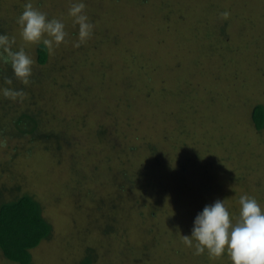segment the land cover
I'll list each match as a JSON object with an SVG mask.
<instances>
[{"label": "rangeland", "instance_id": "1", "mask_svg": "<svg viewBox=\"0 0 264 264\" xmlns=\"http://www.w3.org/2000/svg\"><path fill=\"white\" fill-rule=\"evenodd\" d=\"M27 2L0 0L4 34L34 60L21 95L0 91V99L10 118L41 110L43 131L58 135L47 142L55 154L60 146V157L48 159L29 136L0 132V187L38 198L53 222V240L35 250V261L80 264L88 245L114 256L95 264H230L226 254L194 255L181 235L216 200L233 217L244 194L264 208V128L251 122L253 108L264 107V0H82L93 34L79 48L68 14L75 0H30L68 33L43 66L38 44L23 41L16 23ZM119 172L128 173L126 182L134 175L133 199L123 188L117 200V183L93 177L123 184ZM145 191L151 194L142 197ZM150 207L164 218L148 220ZM69 215L80 237L67 226ZM126 243L132 256L122 250ZM0 264L14 263L0 252Z\"/></svg>", "mask_w": 264, "mask_h": 264}, {"label": "clouds", "instance_id": "2", "mask_svg": "<svg viewBox=\"0 0 264 264\" xmlns=\"http://www.w3.org/2000/svg\"><path fill=\"white\" fill-rule=\"evenodd\" d=\"M84 9L82 0H75L68 13L74 18V25H78V39L73 42L76 48L93 34V24L89 22ZM221 16L227 18L229 13L222 12ZM16 23L23 41L42 44L49 53L67 42L65 24L59 19H49L46 13L34 8L30 0L17 17ZM14 44V37L0 34V63L9 65L13 77L26 84L32 74L34 60L23 47L14 49ZM5 83L12 85L13 79H6ZM0 91L12 99L21 95L11 87ZM238 204L235 217L230 214L224 200L206 205L195 216L191 234L181 235L183 245L193 249L194 255L207 252L209 256L219 258L226 254L230 264H264V208L255 197L247 194L239 197Z\"/></svg>", "mask_w": 264, "mask_h": 264}, {"label": "trees", "instance_id": "3", "mask_svg": "<svg viewBox=\"0 0 264 264\" xmlns=\"http://www.w3.org/2000/svg\"><path fill=\"white\" fill-rule=\"evenodd\" d=\"M6 23H2L0 25V34H3L6 30H4L3 26ZM14 49L17 50L16 47ZM36 52V61L39 66H43L49 63V52L48 50L42 45L38 44L35 49ZM13 79V84L8 85L5 83L6 79ZM21 81L18 79H15L12 74V70L9 65L0 63V85L2 88L11 87L14 88L17 91H22L23 88L20 86ZM32 84H35L36 81H31ZM30 94H33L31 92ZM33 99V96H31ZM6 99L1 100L0 99V108L3 111L2 117H0V132L1 135L12 137L13 139H19L29 136L30 142L35 146L36 150H41L42 154H46L49 157L53 158L55 162L59 161L58 151L61 150L60 146H56V154L52 152L51 148L55 147L54 145H49L50 143L47 141H50L53 138H58L57 134L52 132H46L43 131L44 128V122L42 120V111L36 112L35 110H31L30 108H27L23 111H15L13 113L12 117H9V111L6 106H8L7 102H5ZM40 115H38V114ZM251 122L254 125V128L257 131H261L264 128V107L262 105H257L253 108L251 112ZM47 133V134H46ZM45 142L40 144L38 142ZM40 148L36 147L39 146ZM51 151V152H50ZM61 153V152H60ZM156 162H154L155 164ZM124 170V169H122ZM129 170V169H128ZM131 173V172H130ZM121 177V181L124 178V183L119 182L117 180V177L108 176V179L104 176H98L94 175V179H97L99 182H106V180H110L108 183H117L118 189L116 193L117 200L120 199V197H124L123 195V188H125L126 195H128L129 198L133 199L134 197V189L133 187L136 185V183H130L131 181H134V175L132 174L131 178H127L126 182V173L119 172ZM53 173L51 174V176ZM79 176V175H78ZM72 177H76L72 175ZM105 178V179H104ZM98 185H100V183ZM39 183V182H38ZM70 183V179L64 182V184L67 186ZM128 183V184H126ZM155 186V185H152ZM157 187V186H156ZM0 252L4 259H6L9 262H12L14 264H39L41 261V258L38 261H35L34 252L39 248L40 245H42L43 242H52V237L54 236L53 231V225L52 221H49V219L44 215V206L41 203V200H39L36 197H33L28 194H24L21 196H15L17 189L12 188L11 186H1L0 187ZM45 186L40 185V190L43 191ZM156 188H152L150 191L155 190ZM39 190V191H40ZM6 193H10L12 196L14 194V198L11 200H6L4 197ZM43 194V192H42ZM81 194L83 199L89 197V194L86 192V190L82 187ZM125 194V193H124ZM151 193L143 192L142 197L150 195ZM10 195V196H11ZM72 196V195H71ZM77 195L74 194V196L71 197L70 204L72 205V202L75 201L77 198ZM75 198V199H73ZM103 199H108L107 197H102ZM127 198V196H126ZM154 204L155 206H159V200ZM161 202V201H160ZM75 208V205L73 206ZM119 208V207H118ZM63 211H66V209H63ZM148 211V220L154 216V214L158 215L155 220L163 217L164 215L157 212L156 208H149L145 210ZM113 216L116 213V209L113 210ZM67 217H70V222L66 221L68 227H72V224L75 229V234L77 236L80 230L78 229L77 223L78 221H74L73 215H69ZM109 220H106L105 223H108ZM104 223V224H105ZM108 226V224H105ZM86 232V233H85ZM83 232L82 237H88L87 231ZM80 237V236H79ZM97 248L89 247L88 245L84 247V257L80 264H95L99 261V258L104 259L107 257L108 259H112L114 256L113 254H101L98 255ZM109 249V248H108ZM123 251L128 250L129 256H132L135 253V249L133 250L128 246V244H125ZM48 252V251H47ZM93 255V256H92ZM119 255V254H118ZM117 255V256H118ZM38 257V256H37ZM42 264V263H41ZM58 264H71L70 261L68 263H65L64 261L58 262Z\"/></svg>", "mask_w": 264, "mask_h": 264}]
</instances>
